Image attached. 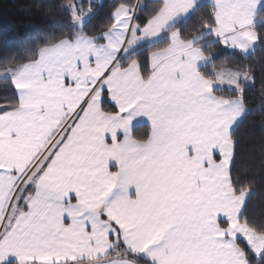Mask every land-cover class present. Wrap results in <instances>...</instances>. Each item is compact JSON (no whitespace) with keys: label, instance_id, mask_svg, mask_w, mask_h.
I'll list each match as a JSON object with an SVG mask.
<instances>
[{"label":"snow or ice","instance_id":"snow-or-ice-1","mask_svg":"<svg viewBox=\"0 0 264 264\" xmlns=\"http://www.w3.org/2000/svg\"><path fill=\"white\" fill-rule=\"evenodd\" d=\"M37 7L0 56V264H264V0Z\"/></svg>","mask_w":264,"mask_h":264},{"label":"trees","instance_id":"trees-1","mask_svg":"<svg viewBox=\"0 0 264 264\" xmlns=\"http://www.w3.org/2000/svg\"><path fill=\"white\" fill-rule=\"evenodd\" d=\"M106 3L110 0H105ZM41 0H0V56L9 52L22 50V46L27 38L33 35V28L40 25L51 24L52 21L46 15L43 9L38 8ZM7 41H11L13 46H9ZM264 61V52H258L255 62ZM262 81L261 74L257 73V82L255 86L249 88L248 98L252 104H259V94ZM260 117H250V122L258 124ZM257 137L259 136V128L255 127ZM250 147L246 140L244 144L245 150ZM243 174V173H242ZM261 209H257L260 211Z\"/></svg>","mask_w":264,"mask_h":264}]
</instances>
